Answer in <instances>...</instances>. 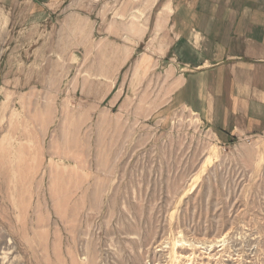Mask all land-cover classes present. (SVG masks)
Segmentation results:
<instances>
[{
    "label": "rangeland",
    "instance_id": "rangeland-1",
    "mask_svg": "<svg viewBox=\"0 0 264 264\" xmlns=\"http://www.w3.org/2000/svg\"><path fill=\"white\" fill-rule=\"evenodd\" d=\"M67 1L0 4V264H264V131L178 98L177 0Z\"/></svg>",
    "mask_w": 264,
    "mask_h": 264
},
{
    "label": "crops",
    "instance_id": "crops-1",
    "mask_svg": "<svg viewBox=\"0 0 264 264\" xmlns=\"http://www.w3.org/2000/svg\"><path fill=\"white\" fill-rule=\"evenodd\" d=\"M17 2L40 21L56 19L68 3ZM174 7L168 21L178 44L197 53L193 65L182 63L178 98L216 127L264 131V0H177Z\"/></svg>",
    "mask_w": 264,
    "mask_h": 264
},
{
    "label": "bare ground",
    "instance_id": "bare-ground-1",
    "mask_svg": "<svg viewBox=\"0 0 264 264\" xmlns=\"http://www.w3.org/2000/svg\"><path fill=\"white\" fill-rule=\"evenodd\" d=\"M163 20V19H162ZM209 242V241H208ZM219 242V241H218ZM210 245V244H209ZM211 246V245H210ZM179 254V253H178ZM210 254V253H209ZM208 257H210V256H208ZM183 258V257H182ZM185 259V258H184ZM185 262V261H184ZM184 262H182V264H185Z\"/></svg>",
    "mask_w": 264,
    "mask_h": 264
}]
</instances>
